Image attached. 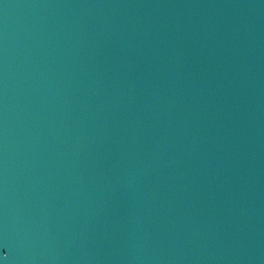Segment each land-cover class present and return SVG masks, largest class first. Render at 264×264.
I'll use <instances>...</instances> for the list:
<instances>
[{
    "label": "water",
    "instance_id": "95a60500",
    "mask_svg": "<svg viewBox=\"0 0 264 264\" xmlns=\"http://www.w3.org/2000/svg\"><path fill=\"white\" fill-rule=\"evenodd\" d=\"M0 264H264V0H0Z\"/></svg>",
    "mask_w": 264,
    "mask_h": 264
}]
</instances>
